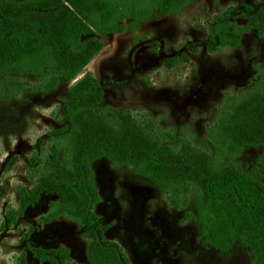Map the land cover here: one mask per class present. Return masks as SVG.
<instances>
[{"label": "rangeland", "instance_id": "374dc122", "mask_svg": "<svg viewBox=\"0 0 264 264\" xmlns=\"http://www.w3.org/2000/svg\"><path fill=\"white\" fill-rule=\"evenodd\" d=\"M263 4L189 0L173 15L154 8L137 26L131 4L122 10L128 16L118 21L125 31L97 35L104 47L74 81L45 90L40 76L20 66L8 71L0 79V89L8 93L0 99V227L5 214L18 209V189H30L44 172L41 165L29 167L28 158L44 162L54 145L64 146L56 132L66 124L67 90L86 72L103 91L101 111L127 110L136 123L152 122L154 138L175 156L192 161L195 154L211 155L264 187V146L244 145L229 154L208 138L224 109L247 129L264 127V36L258 16ZM221 34L236 35L238 44L221 46ZM172 58L176 62L169 68ZM14 83L23 86L11 88L10 95L6 86ZM90 168L99 195L97 225L107 226L104 238L118 244L131 264H252L254 251L239 234L226 251L205 241L196 192L175 208L158 186L127 165L101 158ZM54 198L40 195L14 225L0 229V264H49L32 250L58 246L69 250L66 264H90L84 228L65 217L40 221Z\"/></svg>", "mask_w": 264, "mask_h": 264}, {"label": "trees", "instance_id": "16d2710c", "mask_svg": "<svg viewBox=\"0 0 264 264\" xmlns=\"http://www.w3.org/2000/svg\"><path fill=\"white\" fill-rule=\"evenodd\" d=\"M188 1L0 0V79L20 66L40 76L45 90L54 89L61 80L72 82L103 49L104 43L97 35L125 31L118 24L128 16L122 11L125 7L133 5L132 22L137 26L154 8L162 16L173 15L182 11ZM258 16L264 36V4ZM134 25L131 30L136 29ZM217 40L221 46H235L239 38L221 34ZM167 62L170 68L176 58ZM20 86L23 85L14 83L6 87L14 95L11 88L19 90ZM67 93L69 97L63 105L66 124L56 132L64 146L54 145L44 162L35 156L28 158L29 167L41 165L44 172L36 176L30 189H18V209L5 214L1 230L14 225L40 195L54 196L40 221L65 217L84 228L90 264H131L118 244L104 238L107 226H98L94 213L99 195L90 167L94 161L106 158L113 165H127L149 178L175 208L184 207L188 195L196 192L197 219L205 241L226 251L233 235L239 234L254 251L252 264H264L263 186L211 155L195 154L192 161L175 156L154 138L152 122L136 123L127 110L101 111L103 91L88 72ZM7 94L0 89V99L7 98ZM208 138L220 152L233 154L244 145L264 146V127L247 129L224 109L209 129ZM32 252L41 263L66 264L70 259L69 250L63 246Z\"/></svg>", "mask_w": 264, "mask_h": 264}]
</instances>
